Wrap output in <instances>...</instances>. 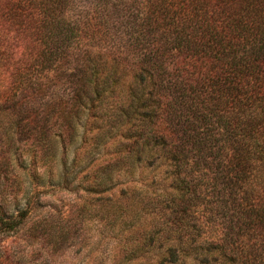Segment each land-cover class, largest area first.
<instances>
[{
	"label": "trees",
	"instance_id": "16d2710c",
	"mask_svg": "<svg viewBox=\"0 0 264 264\" xmlns=\"http://www.w3.org/2000/svg\"><path fill=\"white\" fill-rule=\"evenodd\" d=\"M161 163L165 222L139 231ZM94 221L155 264H264V0H0V233Z\"/></svg>",
	"mask_w": 264,
	"mask_h": 264
},
{
	"label": "rangeland",
	"instance_id": "374dc122",
	"mask_svg": "<svg viewBox=\"0 0 264 264\" xmlns=\"http://www.w3.org/2000/svg\"><path fill=\"white\" fill-rule=\"evenodd\" d=\"M158 27L159 29H156ZM156 28V30L149 31H154L157 37H165V20H160ZM137 172V174L141 173V177L136 179L132 200L137 216L135 227L141 231L146 224L153 220L165 222V188L169 187L171 181L165 175L164 163L154 167L145 166L137 169ZM44 199V202L47 203L45 209L51 207L57 209L63 202L67 204V208H71V201L74 197L49 194ZM146 204L148 206L143 208V205ZM206 209V201L199 200L192 210L198 214ZM207 230L208 233L202 234L205 236L204 238L211 235V230L208 228ZM43 235L40 232L29 237L27 233L22 232L7 237L0 233V264H155L158 261V249L146 246L142 248V239L133 241L113 239L99 221L86 223L80 232H75V229H72L70 239L62 241L60 244L56 240L60 235L59 230L53 231L54 241L46 240ZM78 235H81L82 239H78ZM223 235L224 230L221 228L218 236L222 237ZM199 240L204 242L202 237ZM222 261L223 264H230V261L226 259L222 258ZM219 262L206 264L222 263ZM164 264L183 263L165 262ZM186 264L198 263L188 259Z\"/></svg>",
	"mask_w": 264,
	"mask_h": 264
}]
</instances>
